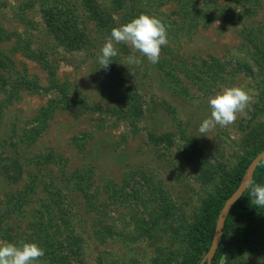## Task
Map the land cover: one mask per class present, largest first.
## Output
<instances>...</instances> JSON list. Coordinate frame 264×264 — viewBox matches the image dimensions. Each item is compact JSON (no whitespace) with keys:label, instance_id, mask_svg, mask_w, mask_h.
Here are the masks:
<instances>
[{"label":"rangeland","instance_id":"obj_1","mask_svg":"<svg viewBox=\"0 0 264 264\" xmlns=\"http://www.w3.org/2000/svg\"><path fill=\"white\" fill-rule=\"evenodd\" d=\"M68 1L89 39L72 52L49 33L39 0H0V74L13 80L24 72L42 89L20 90L12 99L8 88L0 90V202L9 192L33 189L23 213L1 223L0 242L36 243L45 251L39 264H181L207 209L264 149V0H189L214 12L190 24L182 8L167 0ZM141 14L169 26L168 44L155 65L130 46L115 45L122 84L141 98L137 116H117L109 109L124 108L113 101L116 86L101 74L98 57L112 29ZM18 35L55 70L70 98L95 108L56 111L32 142L27 130L58 96L48 89L46 69L18 48ZM133 54L139 66L127 64ZM234 86L249 91L254 102L235 124L201 136L208 98ZM47 154L56 164H33ZM72 172L90 174L82 187L94 206L73 181L66 184ZM251 199L256 216L246 225L248 240L229 227L210 264H264V207ZM36 228L41 231L34 233ZM44 235L49 241L38 238Z\"/></svg>","mask_w":264,"mask_h":264},{"label":"trees","instance_id":"obj_2","mask_svg":"<svg viewBox=\"0 0 264 264\" xmlns=\"http://www.w3.org/2000/svg\"><path fill=\"white\" fill-rule=\"evenodd\" d=\"M40 7L44 15V23L49 30L51 36L57 41L61 47L66 51H78L83 49L89 44L87 27L82 24V27L75 20V14H73V7L68 0H39ZM175 3L177 6L182 8L181 15L188 16L189 24L191 22H196L195 19H203L208 16H213L214 12L205 13V11L198 10L194 3L189 2V0H167ZM3 33L0 36H4ZM6 39L9 38V35ZM18 48L25 54L28 59L35 60L39 62L47 71L49 77V88L56 92L57 98L51 99L43 106L37 117L34 119L35 126H32L27 130V135L32 136L31 142L45 129L47 122L53 116V114L58 110H68L73 108H80L81 111H94L95 108L89 106L84 100H74L70 98L67 90L64 86L59 85L56 81L55 70L48 65L47 61L42 58V56L30 47L29 40L21 35L17 38ZM112 63L109 65L108 69H102L100 66V72L106 80L114 83L116 86V92L114 93V102L122 105L124 110L117 109L113 106L109 110L111 114H116L117 116H137L141 110V98L137 94L135 88L125 86L123 83L124 69L120 65L119 61L113 59ZM13 80H9L4 75L0 74V90L5 88L9 89V99L15 98L20 90H31L39 91L42 90L38 85V81L28 78L24 72L15 73ZM30 134V135H29ZM26 135V136H27ZM25 136V137H26ZM28 138V137H27ZM153 141V136H150ZM164 136L154 139L156 142L164 141ZM264 148V147H263ZM250 161H246L235 175L231 178L229 187L226 195L217 201L211 208L207 209L202 222L192 230L191 240H190V251L186 259L181 264H195L197 259L201 256L203 252H207L214 233V227L216 224L217 216L222 208L224 201L234 192V190L243 181V176L248 167ZM35 166H45L47 164H56V161L49 154L43 157H37L34 159ZM13 172L18 180L20 176L21 168L17 166L13 167ZM18 168V169H16ZM91 176L88 172H72L66 177V184L73 181V187L83 193L84 198L87 201V205L94 206L92 203L93 196L89 195L87 189L88 187H82L84 183H89ZM250 184H260L264 185V158L258 163ZM249 184V185H250ZM34 185V183H33ZM35 186V185H34ZM251 189L248 187L243 195L234 203V205L229 210L224 224L222 233L223 235L228 232L229 227H235L239 232V236L243 240H248V235L246 233L248 222L250 219L256 216L255 209L248 204V198L250 196ZM33 194L32 185L24 188L21 191L9 192L5 195V199L0 202V225L5 219H9L12 216H17L22 212V208L28 205V197ZM248 224V225H247ZM247 225V226H246ZM1 228V227H0ZM41 229H35L34 233H39ZM6 234V232H4ZM8 241L10 237L6 236ZM49 241L48 235L38 236ZM218 256V253H217ZM215 255V258L217 257ZM205 264V261L202 263Z\"/></svg>","mask_w":264,"mask_h":264},{"label":"clouds","instance_id":"obj_3","mask_svg":"<svg viewBox=\"0 0 264 264\" xmlns=\"http://www.w3.org/2000/svg\"><path fill=\"white\" fill-rule=\"evenodd\" d=\"M168 27L161 19L141 14L131 22L118 28H113L110 37L100 50L98 63L107 70L119 50L115 45L125 44L131 47L133 53L146 57L153 65L160 60L163 46L168 44ZM129 66H139L142 61L135 54L126 58ZM130 74L135 75L130 71ZM254 102L249 91L241 87H226L208 98L210 116L202 121L198 131L201 136L214 131L217 126L227 128L235 124L240 114ZM251 203L257 207H264V185L250 184ZM45 251L36 243L19 244L0 242V264H39Z\"/></svg>","mask_w":264,"mask_h":264},{"label":"water","instance_id":"obj_4","mask_svg":"<svg viewBox=\"0 0 264 264\" xmlns=\"http://www.w3.org/2000/svg\"><path fill=\"white\" fill-rule=\"evenodd\" d=\"M264 158V149L257 153L249 162L245 178L243 181H241L240 185L234 190V192L224 201L222 208L220 209L216 224H215V229L212 237V241L210 244V247L205 255V259L202 261V263L205 261V264H210L212 256L215 252V249L219 243V240L222 235V227L225 221V218L231 209V207L234 205V203L243 195V193L246 191L248 188V185L250 184V181L252 180L253 173L258 165V163ZM201 263V264H202Z\"/></svg>","mask_w":264,"mask_h":264}]
</instances>
